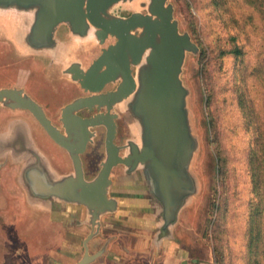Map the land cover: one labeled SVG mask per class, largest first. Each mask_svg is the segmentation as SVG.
I'll list each match as a JSON object with an SVG mask.
<instances>
[{"label":"water","instance_id":"95a60500","mask_svg":"<svg viewBox=\"0 0 264 264\" xmlns=\"http://www.w3.org/2000/svg\"><path fill=\"white\" fill-rule=\"evenodd\" d=\"M174 10L170 0H0V36L12 53L45 58L51 77L82 91L59 107L55 124L24 87L0 88V106L30 117L8 118L0 130V163L18 167L16 182L33 211L52 216L63 232L71 224L88 228L74 264H93L111 240L138 254L119 235L101 233L103 218L121 209L134 220L136 244L160 255L164 243H179L180 214L200 192L193 169L200 142L182 78L187 55L200 48ZM93 42L99 53L85 66L84 47ZM120 117L129 134L117 142ZM33 123L69 162L68 171L37 144ZM88 148L101 153L91 177L82 160ZM117 167L130 204L110 192ZM76 206L82 211L72 216ZM98 237L103 241L91 252Z\"/></svg>","mask_w":264,"mask_h":264},{"label":"rangeland","instance_id":"374dc122","mask_svg":"<svg viewBox=\"0 0 264 264\" xmlns=\"http://www.w3.org/2000/svg\"><path fill=\"white\" fill-rule=\"evenodd\" d=\"M170 1L175 7L174 16L179 21L180 29L188 30L191 36L194 32V38H192L195 39L194 41L199 40L207 46L213 39H217V36L222 37L226 33L234 34L237 37V43L246 50V56L251 64H256L262 59L264 36L261 31V22L256 12H253L240 0L231 1L227 11L224 8L216 10L217 8L211 4L210 0ZM246 14L253 16L254 24L252 21L244 22ZM62 33L63 30L60 31V34ZM12 52L10 43L0 36V87L12 84L24 85L27 93L43 106L47 116L51 117L55 124H59L57 121L59 107L80 94V88L77 84L59 77L56 73L51 77L48 73H52L53 68H48L49 71H46L47 60L45 58L21 57ZM98 53L99 46L95 42L85 46L82 58L84 65H88ZM216 62L213 63V66L209 65L211 69L217 68ZM235 66L236 64L230 57L221 67L220 73L217 70L214 71L217 74L215 81L218 91L217 99L211 100L210 105L206 101L208 105L206 106L203 93L204 88L209 90L208 78L206 74L205 76L202 74L198 55H187L183 65L182 78L190 88L189 105L193 112L194 129L200 142L193 162V169L199 177L201 188L193 203L182 210L175 227V237L179 242L177 246L184 251L186 259L190 262L192 259L196 260L195 263L191 262L192 264H219L213 250L215 242L212 230L214 221L219 217L217 206L222 205L223 200H225L226 209L225 218L222 220L227 223V231L219 246L223 258L221 264H244L243 232L245 209L250 194L246 151L251 132L245 131L243 118L230 83ZM31 72L33 73L31 74ZM248 83L249 94L254 98L257 114L264 117L261 91L257 87V82L253 77H250ZM210 112L216 113L218 116L215 126L217 144L223 148L224 154L228 157L227 180L222 185L217 178H214V144L211 143L212 138L204 124L205 116ZM18 113L22 114L15 112L13 115ZM117 122L116 141L120 142L129 133L123 118L120 117ZM33 125L35 124L33 123ZM33 136L37 144L44 147L54 166L60 172L70 169L69 162L64 160L59 149L37 125L33 127ZM99 150L95 152L88 148L82 156L86 177L93 176L97 170L96 163L101 158ZM7 169L15 172L17 166L8 165ZM118 170L119 167L112 171L113 184L110 192L130 204L127 198H124L125 192ZM18 205L24 213L33 211L24 202ZM122 205L127 206L126 203H122ZM71 209H73L72 216H79V211H82V207L78 206ZM40 214L43 215L39 218L35 229L27 230L23 226L19 229L20 231L18 230L19 233L30 236H23L22 256L19 259L22 262L27 260L28 264H74L82 254V226L71 224L70 229L63 234L58 223L52 222V216L44 212ZM26 215L28 216V214ZM123 222L127 229L128 225L129 229L135 228L132 218H124ZM33 231V235H30ZM108 231L111 233L117 230L111 228L110 223L106 228V232Z\"/></svg>","mask_w":264,"mask_h":264},{"label":"trees","instance_id":"16d2710c","mask_svg":"<svg viewBox=\"0 0 264 264\" xmlns=\"http://www.w3.org/2000/svg\"><path fill=\"white\" fill-rule=\"evenodd\" d=\"M233 0H210L211 4L217 8H224L227 11L230 3ZM251 10L256 12L261 22V31L264 36V0H240ZM253 22V16L246 14L244 22ZM251 24V25H253ZM194 32H192V38ZM213 39L210 45L205 46L199 40L195 41L199 48L198 60L202 71L208 78L209 90L204 88L205 105H210L211 100L215 101L216 90L215 81L217 74L221 72V67L231 57L234 64L233 76L231 77V86L236 98L237 106L243 118V125L245 131L251 132V138L247 145L246 160L247 170L249 176V199L247 200L245 209L244 221V264H264V117L258 116L254 98L249 94V79L253 77L256 80L257 87L261 91L262 107L264 113V53L262 59L256 64H251L248 60L246 50L237 43L236 35L226 33L224 36H217ZM195 40V39H194ZM218 60V62H216ZM216 62L215 69H211L209 65L213 66ZM207 101V103H206ZM218 116L213 113H207L204 119V124L209 131L212 138L211 143L213 147V172L214 178L222 185L227 180V155L224 154L223 148L217 144V136L215 134V126ZM214 133V134H213ZM216 139V140H215ZM219 217L213 224V250L216 253V258L219 264L222 263V252L219 249L222 242L223 235L227 231V223L222 218H225L226 204L225 200L222 205H218Z\"/></svg>","mask_w":264,"mask_h":264},{"label":"flooded vegetation","instance_id":"af4514ba","mask_svg":"<svg viewBox=\"0 0 264 264\" xmlns=\"http://www.w3.org/2000/svg\"><path fill=\"white\" fill-rule=\"evenodd\" d=\"M44 69L45 68H43V70ZM32 73L33 72H31V74ZM14 85L15 84L3 87H11ZM22 87H24V85ZM80 94H82V91ZM15 112H21V115L27 118L29 117V114L24 111L11 110L7 107L0 106V130L3 128L8 118L20 114L13 115ZM8 165L11 164L0 163V264H28L27 260L26 262H22L19 259V257L22 256L23 236L26 237L27 235L25 233H19V229L23 228V226H25L24 228L27 230H31L32 228L35 229L39 218L42 217L41 215L43 214H40L38 211H28L24 213L19 208V203H25L24 193L16 182V175L19 169L17 167L15 172L14 170L10 171L7 169ZM26 214H28V216ZM33 233L34 231L30 235H33Z\"/></svg>","mask_w":264,"mask_h":264},{"label":"crops","instance_id":"0c3cea01","mask_svg":"<svg viewBox=\"0 0 264 264\" xmlns=\"http://www.w3.org/2000/svg\"><path fill=\"white\" fill-rule=\"evenodd\" d=\"M124 212H119L114 215H109L103 218L104 225L101 228L103 236H110L113 234L119 235L126 240V245L133 250H136L138 254L124 253L116 240H111L107 246L106 253L97 258L93 264H180L183 259H186L184 251L178 247L176 242H167L162 245L161 254L148 252L145 250L146 246L144 242L138 241L136 244L135 238L137 233L135 228L128 229L123 219L127 218ZM111 223V228L117 231L111 233L106 232V228ZM112 225H114L112 227ZM88 232V228L82 226V239ZM64 234V232H62ZM54 237V236H53ZM68 237V236H65ZM65 240V238H64ZM103 238H94L90 243V251H95L102 243ZM192 261V260H191ZM192 264V263H191Z\"/></svg>","mask_w":264,"mask_h":264}]
</instances>
